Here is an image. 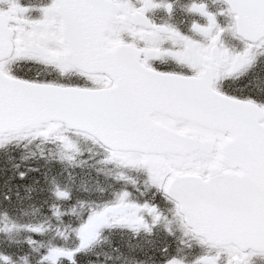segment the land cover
Here are the masks:
<instances>
[{"label":"snow or ice","instance_id":"obj_1","mask_svg":"<svg viewBox=\"0 0 264 264\" xmlns=\"http://www.w3.org/2000/svg\"><path fill=\"white\" fill-rule=\"evenodd\" d=\"M0 264H264V0H0Z\"/></svg>","mask_w":264,"mask_h":264}]
</instances>
